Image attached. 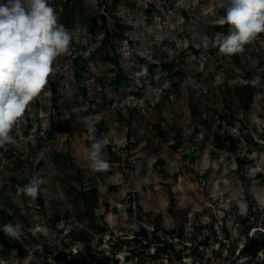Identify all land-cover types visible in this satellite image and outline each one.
<instances>
[{
	"label": "rangeland",
	"instance_id": "obj_1",
	"mask_svg": "<svg viewBox=\"0 0 264 264\" xmlns=\"http://www.w3.org/2000/svg\"><path fill=\"white\" fill-rule=\"evenodd\" d=\"M50 2L59 15L60 0ZM83 4L72 30L79 42L54 62L49 84L21 118L18 143L0 149V210L13 217L5 223L23 225L19 240L29 250L19 258L0 244V264H99L114 240L116 261L109 264H264V33L242 54L225 56L201 41L227 34L215 0H185L183 7L177 0H120L114 15L127 28L108 46L95 26V34L89 32L100 26V0ZM76 56L89 60L78 80ZM165 63L171 71L160 67ZM119 68L126 79L115 88ZM243 86L252 90L250 101L239 100ZM85 117L97 119L109 138L106 172H92L84 160ZM226 133L234 138V153L214 145V136ZM35 173L44 179L38 197L17 198L13 179L23 185ZM91 190L96 203L89 207L78 193L90 201ZM55 214L60 220L53 223ZM246 216L252 224L247 234ZM141 225L172 231L166 238L176 250L182 249L175 238L182 230V258H154L150 247L127 259ZM204 237L206 250L191 245ZM249 239L261 243L255 255L242 252Z\"/></svg>",
	"mask_w": 264,
	"mask_h": 264
},
{
	"label": "clouds",
	"instance_id": "obj_2",
	"mask_svg": "<svg viewBox=\"0 0 264 264\" xmlns=\"http://www.w3.org/2000/svg\"><path fill=\"white\" fill-rule=\"evenodd\" d=\"M92 5L96 0H89ZM185 0H177L183 7ZM223 10L221 24L228 26L227 34L204 35L205 47L218 48L220 54H242L245 46L264 33V0H215ZM79 42L74 31L60 23L50 0H6L0 3V149L18 143L20 121L30 103L49 84L54 62L72 51L73 41ZM166 51L171 54L170 49ZM146 71V69L144 70ZM98 121L85 117L89 147L84 160L94 173L106 172L111 165L106 159L109 143L107 134L98 135ZM44 179L33 174L26 184L16 186V197L36 199ZM0 232L14 240L23 235V225L7 222Z\"/></svg>",
	"mask_w": 264,
	"mask_h": 264
},
{
	"label": "trees",
	"instance_id": "obj_3",
	"mask_svg": "<svg viewBox=\"0 0 264 264\" xmlns=\"http://www.w3.org/2000/svg\"><path fill=\"white\" fill-rule=\"evenodd\" d=\"M120 0H110L109 4H106L105 0H100V3L103 6V12L100 14V26H96L95 24L93 25L92 28H89V32L91 34H95L94 26L96 29L100 30L102 32V40L101 44L108 45L110 44L111 39H123L124 38V31L126 30V26H123L120 23L119 18H117L114 15V11L116 9V6ZM60 13H59V18H60V23L65 25L66 28L69 30H73V28L76 25V17L79 12H82L84 9V4L83 0H60ZM106 12L110 13L109 19L112 21V26H108V16L106 15ZM185 20H188V17L186 14L183 15ZM228 26L226 24H223L220 26V29L226 30ZM219 29V28H218ZM114 48V47H112ZM194 52L197 53L196 50ZM89 60L84 59L81 56H76L72 60V68H73V77L78 80L81 76L82 73L88 71L89 67ZM156 66L152 65L150 68H154ZM161 68H164L165 70L171 71L173 66L172 64H160ZM179 72H175L174 75H178ZM56 78H59V76H55ZM126 79V75L121 71L119 68L117 72L114 75L112 84L115 86V88L118 87V85ZM81 92L83 94L86 93L85 89L82 88ZM239 100L243 101H250L252 97V90L248 86H243L240 88L238 92ZM191 109H192V116L197 115V106L190 102ZM229 107V106H228ZM200 115V114H198ZM201 123H204L203 120H200ZM98 135H101L103 132L102 124L98 123ZM31 124L29 123L27 126V129L24 133H28V130L31 128ZM52 132L49 131L47 133V137H51ZM214 145L216 148L220 150H227L229 152H235L236 150V144L234 141V138L226 133L223 136L221 135H215L213 138ZM243 161L240 158H237V165L239 169L243 167ZM17 185H22L19 181L13 179V184L11 186V189L14 193H16V186ZM91 196H90V201L84 194V192H79L78 195L84 199V203L87 206H93L96 203V195H95V190H91ZM40 204H42V200L39 199ZM52 222L55 223L60 220V217L58 214H55L52 216ZM13 217L8 216L4 210H0V225L4 224L6 220H12ZM249 216H246L242 219L241 223L245 226L247 223H249ZM248 225V224H247ZM246 227L245 233L247 234V229L251 227L252 224H249ZM208 228L211 230L213 228V224L209 225ZM222 232H223V239L225 242L230 240V234L226 230L225 226H222ZM259 231V230H257ZM172 235V231H163L162 234L160 233L159 229L157 226H151L148 228L147 225H141L139 228V231L130 239V243L133 245V248L129 250V254L127 256V259L131 260V257L134 258V260L137 258H140L143 256L145 249H148L150 247L153 248V257H163L164 255L172 254L175 255V257L180 260L182 258L181 253L183 249L185 248V243L182 240V230L177 231L176 233V239L178 240V243L182 245L181 250H176V245L173 244L172 242H169L168 239L166 238L167 236ZM80 239L85 240L86 238L80 234ZM248 239V238H247ZM110 243V242H109ZM117 243L112 241L111 242V247H110V254H106L105 251L103 250L99 256V264H109L110 261H116L115 255L117 253ZM0 244L4 246L5 250L8 252H13L15 251L18 255L19 258H25L28 256L29 250L20 242V240H14L6 237L3 232H0ZM261 243L255 239H249V241L245 244V246L242 248V252L246 253H252L255 255V253L258 251V246ZM191 245H195L196 247L202 248L205 247V250L207 248L208 244V238L204 237L202 239H196L194 242L191 243ZM42 249L44 250L45 254H49L51 250L48 248L47 245H43ZM264 252V251H262ZM197 254V252H195ZM33 255L37 258L41 257V255L37 251H33ZM198 255V254H197ZM218 255V254H216ZM203 257H206L203 255H200V259L203 260ZM55 260H57L56 256L54 257ZM43 264H46L45 259H43ZM134 264H138L136 261Z\"/></svg>",
	"mask_w": 264,
	"mask_h": 264
},
{
	"label": "built area",
	"instance_id": "obj_4",
	"mask_svg": "<svg viewBox=\"0 0 264 264\" xmlns=\"http://www.w3.org/2000/svg\"><path fill=\"white\" fill-rule=\"evenodd\" d=\"M20 131H21V130H20ZM40 133L42 134V132H40ZM22 135H23V134H22V131H21V135H19V136H18V138H21V137H22Z\"/></svg>",
	"mask_w": 264,
	"mask_h": 264
}]
</instances>
